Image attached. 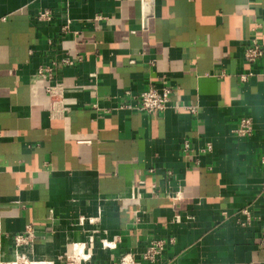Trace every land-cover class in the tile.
<instances>
[{"label": "crops", "instance_id": "1", "mask_svg": "<svg viewBox=\"0 0 264 264\" xmlns=\"http://www.w3.org/2000/svg\"><path fill=\"white\" fill-rule=\"evenodd\" d=\"M255 23L264 43V0H0V264H264V61L239 77ZM151 85L197 113L121 108Z\"/></svg>", "mask_w": 264, "mask_h": 264}, {"label": "built area", "instance_id": "2", "mask_svg": "<svg viewBox=\"0 0 264 264\" xmlns=\"http://www.w3.org/2000/svg\"><path fill=\"white\" fill-rule=\"evenodd\" d=\"M38 19L42 21H50L52 19V12L50 10H43L39 12ZM69 23V22H68ZM69 28V24L63 27L64 31ZM252 36L250 38V43L246 46L244 51V63L249 68L248 73L241 74L239 77L242 81H247L250 76L254 75L252 70L253 66L260 61H264V43L261 41V24L255 23L252 28ZM82 56L77 54L76 56L70 57L66 56L60 61H53L50 64L42 65L38 70L39 78L46 79L48 81H52L56 70L61 65H72L76 61H81ZM48 92L53 98L54 108L55 110L58 108L62 109L63 105V93L62 88L59 84H49L47 86ZM172 89L168 86L157 87L156 85H151L148 89L140 92L138 96L135 97L137 100L136 104H123L121 108L125 109H137L146 112H157L163 111L169 107L175 108L177 110H186L192 113H197L198 108L196 105L190 104H180L175 102L172 104ZM254 129V120L250 116L243 117L234 132L238 136H246L253 132ZM191 142L186 139L183 143V149L185 153H189L191 150ZM213 148L212 143H207L205 148H202L200 151H211ZM261 162L264 164V153L261 156ZM29 234H20L15 237V241L18 245L27 244L29 241ZM262 243L264 245V230L263 236H261ZM166 244V240H153L150 246L142 253V258L155 262L158 256L161 254L164 246ZM114 264H137V259L132 254L123 255L119 261Z\"/></svg>", "mask_w": 264, "mask_h": 264}, {"label": "bare ground", "instance_id": "3", "mask_svg": "<svg viewBox=\"0 0 264 264\" xmlns=\"http://www.w3.org/2000/svg\"><path fill=\"white\" fill-rule=\"evenodd\" d=\"M11 264H33V263L32 262H25V263H11Z\"/></svg>", "mask_w": 264, "mask_h": 264}, {"label": "rangeland", "instance_id": "4", "mask_svg": "<svg viewBox=\"0 0 264 264\" xmlns=\"http://www.w3.org/2000/svg\"><path fill=\"white\" fill-rule=\"evenodd\" d=\"M21 262H24V261H21Z\"/></svg>", "mask_w": 264, "mask_h": 264}]
</instances>
